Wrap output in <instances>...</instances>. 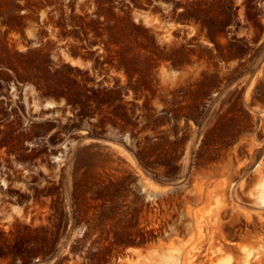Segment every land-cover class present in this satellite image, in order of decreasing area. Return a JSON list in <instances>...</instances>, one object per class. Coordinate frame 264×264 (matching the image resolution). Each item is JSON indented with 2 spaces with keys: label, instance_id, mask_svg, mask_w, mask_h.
<instances>
[{
  "label": "rangeland",
  "instance_id": "obj_1",
  "mask_svg": "<svg viewBox=\"0 0 264 264\" xmlns=\"http://www.w3.org/2000/svg\"><path fill=\"white\" fill-rule=\"evenodd\" d=\"M0 68V264H264V0H0Z\"/></svg>",
  "mask_w": 264,
  "mask_h": 264
},
{
  "label": "flooded vegetation",
  "instance_id": "obj_2",
  "mask_svg": "<svg viewBox=\"0 0 264 264\" xmlns=\"http://www.w3.org/2000/svg\"><path fill=\"white\" fill-rule=\"evenodd\" d=\"M109 64L108 63H102L101 64V66L102 67H107ZM1 69V68H0ZM105 69H107V68H104V69H102V68H100L99 67V69H94V70H90L89 71V73L87 74V76L89 77V78H91V77H93V78H96V76H98L97 77V80H100L102 77H104V76H107L106 74H102V75H98L97 73H99V71H101V72H105L104 70ZM76 80L79 82V77L78 78H76ZM87 84H88V86H89V83L90 82H86ZM60 135H65L64 133H61ZM56 139H58V138H56ZM0 161H2V159H0ZM0 169H3V170H8V172H6V173H3L5 176H11V174H12V172H11V170L9 169V168H2V166L0 167ZM0 185H6V181H4L3 179H1L0 178ZM157 206H158V204L157 203H155ZM154 210H160L161 211V209L158 207L157 209L156 208H154ZM158 215H160L161 217L164 215V213L162 212V213H158ZM164 216H166V217H169V214H166V215H164ZM238 229L239 228H234L233 229V231L236 233L237 231H238ZM158 231H161V230H158ZM158 231H154V233H157ZM96 235L95 234H93V237H92V239L95 237ZM135 238V240L137 241V240H140L141 239V235H135V236H129V238ZM91 238H87L86 240H85V245H84V247H85V249H87V246H89L90 244H91ZM103 244L105 245V246H107V245H109V240H103ZM110 247V249H112V246H109ZM94 250H96L95 248H94ZM113 251H114V249H113ZM102 257H103V260H109L110 258H111V253L109 252V253H107V252H103V254H102ZM87 260H89V259H87ZM102 263H104V264H108V261H106V263H105V261H101ZM86 264H90V263H86Z\"/></svg>",
  "mask_w": 264,
  "mask_h": 264
},
{
  "label": "bare ground",
  "instance_id": "obj_3",
  "mask_svg": "<svg viewBox=\"0 0 264 264\" xmlns=\"http://www.w3.org/2000/svg\"><path fill=\"white\" fill-rule=\"evenodd\" d=\"M55 104H54V102H52V101H47L46 102V106H49V107H53ZM255 198H257L258 199V201H260V206H262V207H264V184H262V185H260L259 187H258V191H257V193H255ZM202 228V226L201 225H199L198 226V229L200 230ZM194 257H195V254L193 255ZM250 256V254H246V256H245V262L247 263L248 262V257ZM188 259H190V258H188ZM192 259H194V258H192ZM229 261V260H228ZM191 262H193V260L191 261ZM190 263V262H189Z\"/></svg>",
  "mask_w": 264,
  "mask_h": 264
}]
</instances>
